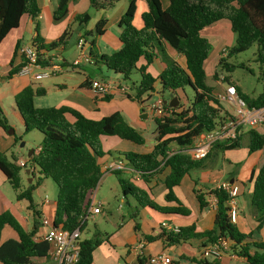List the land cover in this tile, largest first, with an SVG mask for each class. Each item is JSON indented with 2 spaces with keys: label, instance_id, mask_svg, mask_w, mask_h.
<instances>
[{
  "label": "trees",
  "instance_id": "16d2710c",
  "mask_svg": "<svg viewBox=\"0 0 264 264\" xmlns=\"http://www.w3.org/2000/svg\"><path fill=\"white\" fill-rule=\"evenodd\" d=\"M74 1L76 0H58L52 12L53 21L64 19L68 14L69 4ZM118 1L89 0L90 7L95 10L110 9ZM135 1L127 0V7L119 20L122 27L119 33L120 47L110 54H98L92 41L88 50L89 62L113 71L123 81L129 80L130 75L137 72L139 80L132 81L129 90L123 94L139 103L144 101V96H150L154 91L162 99L168 100L169 93L177 96L179 103L168 116L153 118L156 136L151 150L145 153L127 151L118 153L117 156L145 183L155 172L167 167L168 173L163 179L166 189L164 198L177 202V205L160 206L150 199L144 189L122 178L121 170L112 173L116 175L124 196H132L139 207H148L161 213L188 215L189 209L181 205L173 192V187L180 184L185 174L200 168L205 158L213 152L240 147L244 137L249 152L264 148V133L247 128L235 140L215 143L205 158L196 159L187 152L195 137L215 128L230 116L228 112L221 110L219 100L213 95L212 86L206 83L204 62L212 45L201 31L220 20L229 22L235 33L234 44L227 48L225 56L220 55L218 59V65L225 71L245 67L243 63H229L227 57L248 49L254 43L257 44L255 61L264 64V0H145L147 10L140 16V28L132 23ZM39 13L38 0H0V43L11 30L19 26L22 16H28L33 20L36 31L32 43L47 51L64 47L69 37V27L56 39L45 44L37 32L36 20ZM90 17L89 12H83L76 14L73 21L86 24ZM106 22L103 16L95 22V36L103 33ZM164 44H168L185 58V67L167 57ZM19 47L18 40L12 56L16 55ZM155 48L159 50L165 63L157 77H153L147 70L155 56ZM140 58L145 60V64L137 67L136 63ZM21 66L22 64L12 67L7 77L17 73ZM217 74L218 71L215 72ZM262 76L264 78V70ZM222 80L225 85H234L238 96L249 107L264 106V86L256 96H250L241 91L228 76H224ZM84 84L91 89V82L86 81ZM185 87L193 91L192 99H188L183 93ZM43 93V88L27 85L14 96V105L21 117L24 132L35 129L42 134L38 151L33 150L27 159L28 165L24 166L30 168L33 177V168L36 169L39 176L35 182L32 181L22 188V166L17 164L18 157L14 152L8 157L6 152L0 150V172L16 191V200H25L26 208L32 215L31 228L26 230L10 211H0V264H33L32 258H49L48 243L35 240L41 226L42 213L34 200L33 192L43 177L50 178L57 187L52 226L67 230L79 227L81 231L83 223L80 217L88 207L89 195L98 186L102 175L98 159L106 152L101 149L100 138L114 136L138 145L145 142L141 131L126 122L120 112H113L96 120L69 106H35L34 97ZM180 93L185 97L183 102L180 100ZM93 95L98 97L97 94ZM109 97L110 94L101 95L102 99ZM166 106L169 107L168 103ZM0 128H8L1 109ZM16 143L15 139L14 145ZM171 150L172 153L169 154ZM251 179L253 187L250 202L255 208L264 211V164L255 175L251 173ZM194 193L200 208L208 205L209 195L216 198L211 228L200 230L193 224L180 227L177 232L161 228L157 236H146V239L156 238L166 246H175L193 238H205L206 241L202 243L205 245L224 237L230 242L225 252L230 251L243 257L248 264H264V242L250 241L249 235L240 233L230 221L227 192L221 187H215L209 192L194 189ZM5 227H9L16 237L1 241ZM99 235L95 232L92 238L78 240V259L74 264L92 263L93 251L104 242ZM145 260V257H138L139 264H144ZM189 260L196 264H222L219 258L210 256Z\"/></svg>",
  "mask_w": 264,
  "mask_h": 264
},
{
  "label": "crops",
  "instance_id": "0c3cea01",
  "mask_svg": "<svg viewBox=\"0 0 264 264\" xmlns=\"http://www.w3.org/2000/svg\"><path fill=\"white\" fill-rule=\"evenodd\" d=\"M57 3L58 0H38L40 13L36 20L38 24L37 32L44 39L43 41L45 44L56 39L66 27H69V36L75 32V43L80 36L85 39L86 43L83 49L86 54H88L90 43L92 41L94 43L95 51L98 54H108L107 51L113 52L120 47L119 33L122 27L120 26L119 20L127 7V0H119L114 7L105 10H95L91 8L89 0H76L69 4L66 17L61 21L54 22L52 12L57 6ZM91 9L98 13L97 20L103 16L106 18L107 22L104 26V31L100 36H95L94 33L93 36H90L91 39H88L87 37L90 35V30L85 31V24L74 22L73 18L79 13H90ZM146 10L147 4L145 0L135 1V12L132 23L136 28L141 27L140 16ZM29 23L32 24L33 20L28 16H22L19 26L16 29L11 30L0 43V48L2 44H5L7 41L10 42L11 47L9 49L10 52L8 53V57H6L5 60H0V109L4 117V104L7 102L14 104V96L25 86L31 85L34 88H43V96L52 93L51 106H69L78 110L84 116L96 120L103 116L110 115L113 112H120L125 121L130 125L135 128H137L136 125H139L141 128L151 130V134H156L155 127L154 130H152L154 124L153 115L147 110H143L140 107L139 102L127 98L119 91V86H126L119 75L113 73L111 70H107L105 73L106 75L109 73L110 76H105L107 77L106 79L99 78L95 76V74L91 76V73L87 71V65H92V69H90L92 70V73L96 71V69L101 71V69L105 67L101 65L98 67L90 62H87V65L81 63L77 67H72L71 62L78 55V49L76 47L77 55L72 56V58H69L68 60L61 58L63 62L62 70L49 76V78L52 77L50 84L43 83L35 85L43 79L35 78L34 74L38 71L36 68H34L29 74L15 73L11 77H7V74L12 67L22 64L23 62V57L19 51L15 56H12V54L16 41H20V46L24 43L22 42V26L23 30L31 32V25H29ZM215 23L208 26L210 30L208 31L209 33L214 31L213 29L216 26ZM202 31L201 34L208 39L211 45L216 42L215 39L217 37H220L217 35L218 33L203 34ZM35 35L36 31L34 25V33L30 34L29 43L32 42ZM101 40H104L102 47L98 44ZM225 47L226 40L220 37L216 43L217 58H219ZM66 48L67 44L64 47L59 46L56 49L49 51L41 50L40 54L42 56L40 57L43 60L47 59L49 56L59 54L62 49ZM163 48L167 57L176 61L180 66L185 67V58L182 55L178 54L168 44H164ZM154 52L155 56L151 64L147 66V70L153 77H157L165 67V63L159 50L155 48ZM11 60L12 64H10ZM144 64L145 60L143 58H140L136 63L137 67ZM136 74L137 80L135 82L139 80V74L137 72ZM92 80H103L112 84L111 90L107 93L110 94L108 99H102L101 94L94 92L87 84H84V82H91ZM235 84L240 88L236 82ZM83 85H87L88 87ZM223 90L224 88L220 91L213 90V95L218 99V96ZM93 94H97L98 97H94ZM157 95L158 93L154 91L150 96H144L143 99L150 100L157 97ZM33 103L35 105L34 99ZM15 113L19 120H21L17 110H15ZM149 115L152 117L150 123L147 121ZM9 128L8 125L6 130L1 128L0 131V150L4 152H7L12 146H15L13 137L7 136V134L10 135L12 133L7 131ZM260 132L264 133L262 130ZM102 138H107V141L109 140V148H106V153L98 159L100 169H102L104 164L118 159V153L127 151L145 153L150 151L154 144L150 143V140L145 137L142 149L137 150L135 149V146L138 144L131 141L120 140L114 136H103L100 140ZM242 143L243 144L237 148L211 153L205 158L203 165L200 168L191 170L188 174H185L181 179L180 184L173 187V192L181 205L189 209L188 215L161 213L148 207H139L132 196H124L115 174L111 172L101 176L98 186L106 176H112L115 178L111 185L112 187L109 188L111 194L100 197L95 195V200L101 202L100 212L90 215L83 223L82 230L80 231L81 235L83 231L88 229L87 222L89 220L94 224V231L92 233L94 234L97 232L100 234L99 237L104 239V242L93 251L91 264H139L138 257H145L146 260L144 264H149L147 258L160 252H164V254L171 259L170 264H196L189 259H197L201 257L200 252L203 246L208 245V243L202 245V243L206 241L205 238H193L175 246H166L160 239L155 238L147 240L146 236H157L161 230V223L163 222H170L171 224L177 225L179 228L192 224L200 230L211 228L213 226L216 198L214 195H209L208 205L204 208H200L194 189H201L204 192H209L215 188L218 183L224 181H228L238 188L235 197L237 216L234 224L236 228L240 233L249 235L250 241L264 242V211L255 208L250 202V195L253 187L251 173L253 172L255 175L260 166L264 164V148L249 152L246 145V138L245 140L242 139ZM38 149L39 147L35 148V152H37ZM111 151L115 154H112ZM125 166L126 169L121 170L122 173L120 175L122 178L127 179L144 189L148 193L150 199L160 206L173 207L177 205V202L173 200L168 201L164 198L166 189L163 184V179L168 173L167 167H163L155 172L148 182L145 183L139 178L136 172L128 167V165L125 164ZM26 171L27 170L25 169L26 179L28 180V183H30L33 181V176H31L30 172L26 173ZM36 174L37 172L35 170L34 175ZM0 177L4 179L1 172ZM98 186L96 190H98ZM115 202L116 212H113L111 211V204ZM37 205L42 216L53 215L52 212L55 206V200H43L40 203H37ZM124 205L126 208L121 213L120 210L124 208ZM14 207H16V205L10 201L6 200L0 202V211H10L22 226L26 230H29L32 224L31 213H24V211H22L23 207H20V213L19 211H16ZM46 229L47 228L40 227L36 235L41 234ZM80 235L79 240H81ZM15 237V233L9 227H5L2 230L1 241ZM140 242H143V247L138 249L136 246ZM35 260L38 261L36 262ZM47 260H51L54 264H57L50 257L48 259H31L33 264H39V262ZM219 260L222 264H248L243 257L230 251L223 253L219 257Z\"/></svg>",
  "mask_w": 264,
  "mask_h": 264
},
{
  "label": "built area",
  "instance_id": "2783aa9c",
  "mask_svg": "<svg viewBox=\"0 0 264 264\" xmlns=\"http://www.w3.org/2000/svg\"><path fill=\"white\" fill-rule=\"evenodd\" d=\"M86 41L83 37H78L76 40V48L78 49V55L72 60V67H77L83 62L89 63V56L84 52V45ZM19 53L23 57L22 66L17 73L29 74L36 68L38 71L34 74L35 78L41 79L49 77L62 70V59L54 54L47 59H42L39 55L41 49L35 43H28L19 47ZM40 60V61H39ZM112 88V84L103 80H92L91 89L101 95L107 94ZM121 93L127 92V87L119 86ZM222 99L233 106L234 114H230L217 126L209 131H205L195 137L192 146L187 150L188 154L196 159L205 158L210 152L215 143L229 142L235 140L238 135L244 132V129L253 128L260 132V128L264 129V106L262 107H249L246 101L238 96L234 85H226L223 92L218 96V100ZM140 107L143 110H147L153 115V118H162L168 116L174 107H167L164 99L158 94L153 99H146L140 103ZM172 153V150L169 154ZM19 166L24 167L27 164V160L19 158L17 161ZM30 169V168H29ZM126 169L125 163L116 159L108 162L102 166L101 172L104 176L107 173H111L116 170ZM33 168V172H35ZM216 187L224 189L229 197L228 203L230 209L228 216L231 222L236 220V207L235 197L237 195V186L224 181L218 183ZM97 188V187H96ZM93 190L89 195V204L83 215L80 217L81 223H84L90 215L100 212L101 202L95 200V191ZM44 201H48L45 197ZM42 226L47 228L41 234L35 236V240H43L49 245V257L53 259L57 264H74L78 259V240L80 235L79 227L73 230H67L60 227H53V215H43L40 219ZM161 228L166 231L177 232L179 227L170 222L161 223ZM230 242L224 237H219L213 243H209L203 246L200 255L201 257H217L219 258L226 250H228ZM138 249L143 247V242H140L137 246ZM149 264H170L171 259L160 252L151 255L147 258Z\"/></svg>",
  "mask_w": 264,
  "mask_h": 264
},
{
  "label": "rangeland",
  "instance_id": "374dc122",
  "mask_svg": "<svg viewBox=\"0 0 264 264\" xmlns=\"http://www.w3.org/2000/svg\"><path fill=\"white\" fill-rule=\"evenodd\" d=\"M91 13V17L89 19V21L85 24L84 30H90V35L87 37L88 39H91L90 36L94 35V25L95 22L97 20V16L98 13L95 10L90 11ZM216 26L213 29L214 31H212V33H218L217 35L224 38L226 40V47L222 50L220 55L225 56V52H227V48L231 47L234 44V40H235V33L231 30L230 28V24L227 20H222L220 22H216L215 23ZM29 25H31V32H28L27 30H23V26L21 28V31L23 33V39L22 42L23 45L28 44L29 39H30V34L34 33V22L31 24L29 23ZM208 31L209 28L208 26H206L202 33L203 34H212L209 33ZM220 37H217L215 40L216 42L213 43L212 45V49L207 57V59L204 62V69L206 72V83L207 85L212 86L213 90L216 91H220L222 90L226 85L223 82L222 78L224 76H228L231 80H233L234 82H236L241 90L250 95V96H256L263 88L264 86V78L262 76V72L264 70V64H261L257 61H255V52H256V48H257V44L254 43L252 46H250L248 49L237 53L235 55L229 56L227 57V61L229 63H233V64H237V63H243L245 67H236L234 68L232 71L227 72L224 69H222L219 65H218V59L217 58V53H216V43L219 40ZM99 40V39H98ZM98 42V41H97ZM104 43V40H101L100 42H98L99 46L102 47ZM67 48L66 49H62L59 53V57L60 58H65V59H69L72 58V56L77 55L76 52V43H75V32L69 36L67 38ZM10 42H6L5 44H2L1 48H0V60H5L6 57H8V53L10 52ZM13 48V47H12ZM108 54H110V51H107ZM62 54V55H61ZM215 55V57H214ZM17 59V58H16ZM87 62H83V65H87ZM92 65H87V71L89 73H91V76H93L95 74V76L99 77V78H104L106 79L107 77L105 76H110L109 73L107 72L106 68H102L101 71H99L98 69H96V71H94L92 73V69L91 68ZM218 71V74L215 75V72ZM111 74V73H110ZM52 80V77L49 78H43L42 80H40L37 84H50ZM137 80V74L136 72L132 73L130 75V79L129 80H124V84L126 85L125 87H127V90H129V87L131 85L132 81H136ZM183 93L185 94V96L188 99H192L193 97V91L189 88V87H185ZM166 96V95H164ZM180 100L183 102L185 101V97L180 93ZM34 102L35 105L37 107H45V106H51L52 105V93H48L46 95H41V96H36L34 98ZM219 103L221 106V110L223 112H228L229 114H234V109L233 106H231L228 102L219 99ZM10 104V107H9ZM15 106L14 104L11 103H5L4 104V111H5V117H6V121L7 124L9 125V129L7 130L9 133L12 132L10 135L7 134V136H12L13 140H17V143L15 146H12L7 152L6 155L9 157L11 152H14V154L19 158H22L24 160L28 159V152L30 150H34L35 148L39 147V145L41 144L42 141V134L33 129L30 130L28 132H24V128L23 125L21 123V120H19V118L17 117L16 113H15ZM152 115V114H151ZM151 116L149 115V117L147 118V121L150 123L151 122ZM137 128L142 132V134L144 135V137H146L147 139H149L150 143H154L155 142V136L156 134H151V130H148L147 128H141L139 127V125H136ZM155 124H153L152 126V130H154ZM260 131H264L263 128L259 129ZM1 131V128H0ZM107 138H102L100 140L101 142V149L106 152V148H109V144L108 141L106 140ZM243 140H245V137L243 138ZM23 142V145L20 146V143ZM129 143V142H128ZM131 143V142H130ZM243 144V143H242ZM241 144V145H242ZM137 150H141L142 149V145H136L135 146ZM131 150V149H130ZM112 154H115L114 152L111 151ZM27 165H28V161H27ZM25 169H27V167H22L21 171H20V175H21V185L22 188L25 187L28 184V180L26 179V174H25ZM39 175L36 174L33 177V182H35V180L37 179ZM113 180H115L114 177L112 176H106L105 178L102 179L101 184L98 186V190H96V196L100 197V196H107L111 194L110 191V187H112V183ZM253 180V179H252ZM15 194L16 191L11 187V185L9 184V182L4 178L2 179V177H0V202L2 201H10L11 203L15 204L16 207L15 210L19 211L21 213L20 207H23L24 213H31L30 210H28L26 208L27 202L25 200H16L15 198ZM56 195H57V187L56 184L50 179V178H42L41 183L39 184V186L37 187V189L33 192V197L36 203H40L41 201L45 200L44 198L47 197L48 200H55L56 199ZM114 205V206H113ZM126 208V206L124 205V208L121 211V213L123 212V210ZM116 202L111 204V211L116 212ZM93 223L90 222L88 220L87 222V230L83 231L80 235V238H92L93 237ZM45 228L44 226H40ZM36 262L38 260H35ZM39 264H54L51 260H47V261H42L39 262Z\"/></svg>",
  "mask_w": 264,
  "mask_h": 264
},
{
  "label": "water",
  "instance_id": "95a60500",
  "mask_svg": "<svg viewBox=\"0 0 264 264\" xmlns=\"http://www.w3.org/2000/svg\"><path fill=\"white\" fill-rule=\"evenodd\" d=\"M164 102L168 103V105L171 106V107H176L178 105V103H179V101L177 99V96L173 95L172 93H169V99L168 100L164 99ZM22 145H23V142L20 143V146H22ZM32 152H33V150H30L28 152L27 156L30 157ZM26 170H27L26 173L30 172L29 168H27Z\"/></svg>",
  "mask_w": 264,
  "mask_h": 264
}]
</instances>
